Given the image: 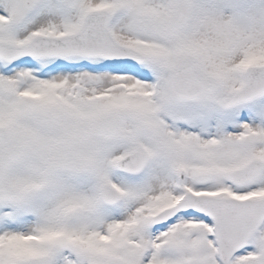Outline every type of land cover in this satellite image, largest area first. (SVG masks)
<instances>
[{
	"label": "snow or ice",
	"instance_id": "6c2138e0",
	"mask_svg": "<svg viewBox=\"0 0 264 264\" xmlns=\"http://www.w3.org/2000/svg\"><path fill=\"white\" fill-rule=\"evenodd\" d=\"M0 264H264V0H0Z\"/></svg>",
	"mask_w": 264,
	"mask_h": 264
}]
</instances>
